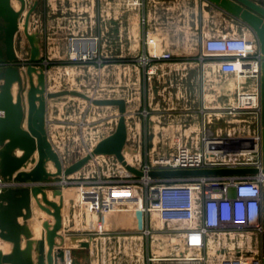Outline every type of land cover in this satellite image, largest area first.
<instances>
[{
  "label": "crops",
  "instance_id": "crops-1",
  "mask_svg": "<svg viewBox=\"0 0 264 264\" xmlns=\"http://www.w3.org/2000/svg\"><path fill=\"white\" fill-rule=\"evenodd\" d=\"M254 1L264 6V0ZM32 4L33 0H26L27 7ZM12 6L15 10L19 8L16 3ZM37 10L31 17L29 31L38 39L39 66L44 69L47 83L50 64H54L50 60L66 59L75 40L95 44L96 59L101 60L100 66L95 63V67L100 73L109 69L117 82L118 76H127L124 95L102 98L125 100L132 154L168 150L177 139L190 133L192 126L200 127L204 123L216 133L229 131L232 117L224 110L232 100L227 99L228 94L224 93L227 88L218 83V78L233 77L211 74L206 84L208 88L204 90L205 82L197 60L202 40L230 35L244 27L220 9L204 0H39ZM60 10L68 16L57 18L55 12ZM74 11H78L77 20L72 15ZM150 39L153 45H147ZM153 51L168 52L172 60L151 64L148 68L154 73L147 78L146 68L137 60ZM15 53L19 59L29 58L30 48L22 33V22ZM33 79L36 80L35 76ZM51 106L47 102V121ZM43 190L49 200L57 201L51 189ZM37 198L40 200V196ZM31 210L32 218L27 224L33 240H38L42 222L48 220L52 224L53 219L38 209L33 198ZM61 214L59 234L63 240L57 239L56 243L61 245L63 257L54 264H72L71 251L83 249L80 243L88 245L84 249H89L99 264H231L234 260L239 264H252L256 259L263 260L261 236L255 230L243 235L210 234L204 250L187 251L181 232H170L173 225L167 226L164 232L154 230L148 237L140 232L141 228L148 227V222L141 228L127 227L125 231L97 236L92 230L94 225L99 227L97 215L81 207L73 193L68 200L63 199ZM18 221L22 223L21 219ZM120 223L123 224L113 218V226ZM153 225L154 222L149 226ZM232 238H237L240 245L234 247ZM6 245L8 253L11 245ZM66 248H69V260L64 253Z\"/></svg>",
  "mask_w": 264,
  "mask_h": 264
},
{
  "label": "built area",
  "instance_id": "built-area-1",
  "mask_svg": "<svg viewBox=\"0 0 264 264\" xmlns=\"http://www.w3.org/2000/svg\"><path fill=\"white\" fill-rule=\"evenodd\" d=\"M250 34L244 26L230 35L205 38L201 41L197 60L205 82L204 90L214 73L232 76L235 80L234 100L224 110L227 116L235 119L229 122V127L243 116L252 118L253 124L247 122L245 125L246 121L240 120L238 123H243L241 126L244 128L242 131L234 128L232 133L230 130L216 133L206 123L200 127L192 126L190 133L177 139L168 150L134 154L130 165L143 172L142 177L128 173L114 158L100 156L92 161L101 158L102 170L106 172L96 179L85 175L73 183L69 181L72 176L59 177V182L43 181L38 186L51 190L60 188L63 192L67 186L73 185L77 203L88 213L100 217L96 223L99 227L92 229L100 237L110 233L106 224L111 216L115 222H123L115 226L112 234L125 231L127 227L141 228L148 222V227L140 230L143 236L148 237L154 230L164 232L167 226L173 225L170 232H181L183 247L187 251L204 250L210 234L232 232L243 235L255 230L261 236L263 176L150 178L146 175L152 170L261 169L259 86L262 55ZM146 43L153 45V40ZM68 58L78 63L93 61L98 66L101 64V60L96 59L95 44L84 41L75 40L71 44ZM171 60L170 53L153 51L139 58L137 63L146 68L145 75L150 78L154 73L148 68L151 64ZM26 65L27 62L21 61L19 69H25ZM251 124L253 127L248 130ZM32 186L30 182H7L0 177V193L8 188ZM152 222L153 227L149 226ZM5 245L6 242L0 239V251L3 253L7 251ZM231 264L239 262L234 260Z\"/></svg>",
  "mask_w": 264,
  "mask_h": 264
},
{
  "label": "water",
  "instance_id": "water-1",
  "mask_svg": "<svg viewBox=\"0 0 264 264\" xmlns=\"http://www.w3.org/2000/svg\"><path fill=\"white\" fill-rule=\"evenodd\" d=\"M13 1L19 4L15 10ZM223 11L231 18L246 26L254 35L262 55L260 74V152L261 169L257 168H208L195 170H152L146 175L150 178H197V177H231L263 176L264 179V6L254 0H204ZM39 0H33L29 7L26 0H0V177L3 181L25 183L32 187L8 188L0 193V239L11 245L8 253L0 251V264H54L63 257L59 234L62 229L63 207L62 190L53 188L49 200L46 191L38 183L55 177H71L80 172L96 157L114 158L128 173L135 177L144 176L143 172L128 164L124 157L127 144L126 102L124 99H95L75 90L50 92L47 89L46 74L39 66L40 49L35 34L29 31L32 15L38 7ZM22 33L30 48L25 77H21L19 59L15 53L16 36L19 23ZM33 76L36 77L34 81ZM27 82L26 109L22 100L24 83ZM18 89L14 95L13 85ZM82 99L95 107H114L117 109V121L114 131L99 140L83 157L65 167L58 152L51 144L47 134V102L61 97ZM151 139V136H149ZM20 152L19 156L15 153ZM37 155L31 170L24 171L34 154ZM51 162L55 172H48L46 164ZM40 195V200H38ZM31 198L40 211L53 219L52 224L42 222L40 239L33 240L28 226L32 218ZM21 219L22 223H19ZM261 249L263 260L253 264H264V191L261 194ZM22 238L24 246L22 247ZM87 247L86 243H80ZM34 253V256H33Z\"/></svg>",
  "mask_w": 264,
  "mask_h": 264
},
{
  "label": "rangeland",
  "instance_id": "rangeland-1",
  "mask_svg": "<svg viewBox=\"0 0 264 264\" xmlns=\"http://www.w3.org/2000/svg\"><path fill=\"white\" fill-rule=\"evenodd\" d=\"M17 5L18 4H16V7ZM37 11L38 10L36 9L35 13H37ZM64 14L65 13L61 10L55 12L56 17L61 19ZM73 14L76 17L75 20H77L78 11L72 12V15ZM66 15L68 16V13H66L65 16ZM252 36L254 39L253 34ZM20 40L21 37L18 36V46H20ZM21 61L27 62L28 58H22L19 60V62ZM50 62H54V64H50V79L48 80V83L46 82L47 89L50 92L75 90L95 99H105L102 97H117L119 95L125 94L126 89L124 85L127 82V76H118L119 81L117 82L116 76H112L108 71L109 69H105L103 73H100V70L95 67V63L93 61L89 63H78L70 61L67 57L63 60H50ZM218 79V83L223 85L224 88L228 89V91L227 89H224V93L228 94L227 99L230 98L232 103L235 97L234 78L232 79L231 77H222ZM26 83L27 82H25L23 85L24 92L28 88ZM118 85L120 86L118 87ZM17 89L18 87L16 86L14 90L15 93L17 92ZM48 104H52L51 108L49 109L50 111L46 127L48 136L50 137L51 142L55 150L58 152L65 167L83 157L93 148L99 139L114 131L115 122L117 120V109L114 107H95L82 99L69 96L49 100ZM240 120L246 121V123H244L245 125H248V123L253 124V119L248 116H243L241 119L238 118V121ZM238 121L235 122L236 124H232L228 128L230 133H232L231 131H233L232 129L234 128H239L240 131H242L241 128L244 127L241 125L244 124L238 123ZM252 124L248 130L252 129ZM130 145L131 142L129 141L124 148V157L130 161H133L134 154L129 151ZM34 159H32L30 163H34ZM100 160L101 158H98L89 162L80 172L73 175L69 181L73 183L78 182L85 175H89L94 179L98 178L99 174L106 172L105 169L102 170ZM46 168L49 169V172H55V168L51 162L46 164ZM46 181L59 182L60 178H49ZM67 187L74 191L73 193H75L73 185ZM96 218L100 219L99 216H96ZM113 218L114 217L111 216L109 222L106 224V228H108V232H110L108 235L112 234L111 232H113L115 228V225L113 226ZM93 233L95 232L93 231ZM232 239L234 247L240 245L237 244V238ZM220 242L222 243V241ZM84 248H88V246L83 247V249L81 248L71 251V263L99 264V262L96 261L94 254H92L89 249Z\"/></svg>",
  "mask_w": 264,
  "mask_h": 264
},
{
  "label": "bare ground",
  "instance_id": "bare-ground-1",
  "mask_svg": "<svg viewBox=\"0 0 264 264\" xmlns=\"http://www.w3.org/2000/svg\"><path fill=\"white\" fill-rule=\"evenodd\" d=\"M13 3H16L17 4V2H15V1H13ZM25 70H26V68L25 69H21L20 70V72L22 73V75L24 76V80H25ZM16 84H14L13 85V87H12V92H13V94L15 95L16 93H15V88H16ZM26 92H27V90L24 92H22V100H23V103L25 102V105H26ZM25 96V97H24ZM93 98V97H92ZM25 109H26V107H24ZM89 152V151H88ZM18 154H20L19 152H18ZM34 158H36V159H34ZM32 159H34V160H37V155H36V153L34 154V156H33V158ZM125 160H126V162L128 163V164H132V162L130 161V160H128L126 157H125ZM36 162V161H35ZM34 165H35V163H34ZM33 165V166H34ZM31 166V163L29 162V163H27V165H26V168H25V171L27 172L28 170H31V168H33V167H31L30 169H27V168H29ZM47 169V168H46ZM47 171L49 172V169H47ZM74 191H72L71 189H65L63 192H62V200L63 199H65V200H68V198L72 195V193H73ZM73 195H74V197H76L75 196V193H73ZM38 196H40V195H38ZM56 200H58V198H56ZM52 219V218H51ZM48 221V220H47ZM49 222V221H48ZM51 224V223H50ZM41 227V230L38 232V235H40V237H41V235H42V232H43V229H42V225L40 226ZM39 237V238H40ZM5 247L6 248H8L7 247V245H5ZM11 247V246H10ZM6 251V250H5ZM64 253L66 254V257H67V259L69 260L70 259V254H69V248H66L65 250H64Z\"/></svg>",
  "mask_w": 264,
  "mask_h": 264
}]
</instances>
